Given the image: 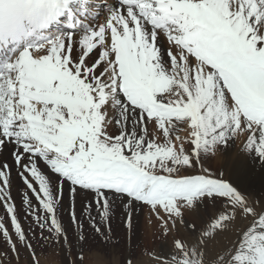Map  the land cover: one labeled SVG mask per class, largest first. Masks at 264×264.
<instances>
[{
    "label": "snow or ice",
    "instance_id": "snow-or-ice-1",
    "mask_svg": "<svg viewBox=\"0 0 264 264\" xmlns=\"http://www.w3.org/2000/svg\"><path fill=\"white\" fill-rule=\"evenodd\" d=\"M236 140L264 165V0H0V264L107 243L117 205L176 233L160 264H204L229 223L214 264H264V200L210 166Z\"/></svg>",
    "mask_w": 264,
    "mask_h": 264
},
{
    "label": "rangeland",
    "instance_id": "rangeland-1",
    "mask_svg": "<svg viewBox=\"0 0 264 264\" xmlns=\"http://www.w3.org/2000/svg\"><path fill=\"white\" fill-rule=\"evenodd\" d=\"M185 135L182 132L181 136L184 137ZM239 144L240 140H236L227 149L218 151L217 156L213 159L210 166L214 170H223L222 172H225L226 179L234 188L238 187L237 184L240 180L237 179H241L247 183L249 182V184L254 186V188L252 187L253 190L257 191L264 185V180H262V176H264V165L253 157L241 158L240 152L237 153V158L232 155V149L235 147L240 148ZM257 186H259L258 189ZM12 192H14L13 196L15 197L17 195L15 174H13ZM260 200H264V194ZM214 214L215 209L210 202L204 205L197 204L191 213L185 214V221L187 223H196L199 227L202 222L207 221ZM3 215L4 212L0 209V216ZM111 226L112 239L107 243L103 238L96 236L91 230L86 229L88 242L83 246L74 242L71 255L66 251V246L61 247L59 244L44 242L36 245V253L40 264H126V260L133 257L135 258L134 264H160L158 259H152L153 254L156 256H165L170 250L175 251L171 246L172 239L176 233L172 232L169 236L165 237L159 228L158 221L154 216L149 214L146 207H138L135 210L132 216V228L129 230L125 224L123 210L117 205ZM226 228V236L222 235L206 240L204 246V264H214L213 257L223 251L225 247L229 246L237 238L235 225L229 223ZM180 234L184 237L186 248L189 245L196 244V240L198 239L196 233H188L185 229L181 228ZM196 247L199 251V245H196ZM21 264H26L23 255Z\"/></svg>",
    "mask_w": 264,
    "mask_h": 264
},
{
    "label": "bare ground",
    "instance_id": "bare-ground-1",
    "mask_svg": "<svg viewBox=\"0 0 264 264\" xmlns=\"http://www.w3.org/2000/svg\"><path fill=\"white\" fill-rule=\"evenodd\" d=\"M102 19V18H101ZM181 135H182V132L180 133ZM231 145V144H230ZM240 145V144H239ZM240 147V146H239ZM233 154L232 155H234L235 157H236V155H237V153H239L240 152V148H238V147H235V148H233L232 149V151H231ZM228 153V152H227ZM222 155V154H221ZM239 156V155H238ZM221 158V157H220ZM237 158V157H236ZM222 159V158H221ZM226 160V159H225ZM247 160V159H246ZM220 161V160H219ZM237 161V160H236ZM248 161V160H247ZM224 163V162H223ZM231 165H232V163H231ZM241 170V169H240ZM223 171V170H222ZM231 173V172H230ZM224 174H225V172H224ZM232 175V174H231ZM244 176V175H243ZM237 179V178H236ZM236 179H235V181H236ZM237 180H240V181H238V191H241V192H243L245 195H247L249 198H252V199H256V200H260V198H263V194H264V185H263V187L261 188V189H258L259 188V186H257V189L258 190H261V191H254L253 190V188H254V186L253 185H251V184H249V182L247 183L246 181H242L241 179H237ZM250 180V179H249ZM234 181V182H235ZM230 182H232V181H230ZM254 184V183H253ZM234 185H235V183H234ZM247 187V188H246ZM253 187V188H252ZM256 189V188H255ZM14 193V192H13ZM193 221V220H192ZM232 225H235V224H233L232 223ZM234 229V228H233ZM94 257V256H93Z\"/></svg>",
    "mask_w": 264,
    "mask_h": 264
}]
</instances>
